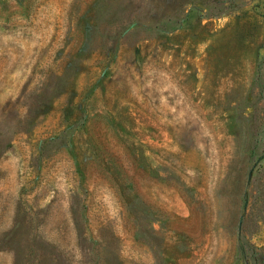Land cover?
<instances>
[{"label": "rangeland", "instance_id": "obj_1", "mask_svg": "<svg viewBox=\"0 0 264 264\" xmlns=\"http://www.w3.org/2000/svg\"><path fill=\"white\" fill-rule=\"evenodd\" d=\"M0 264H264V0H0Z\"/></svg>", "mask_w": 264, "mask_h": 264}]
</instances>
